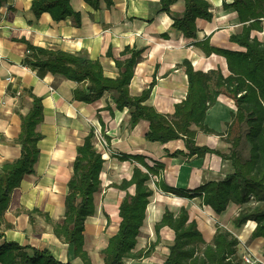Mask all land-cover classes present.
<instances>
[{"label": "crops", "instance_id": "1", "mask_svg": "<svg viewBox=\"0 0 264 264\" xmlns=\"http://www.w3.org/2000/svg\"><path fill=\"white\" fill-rule=\"evenodd\" d=\"M32 1L2 0L0 6V52L3 56L0 63V166L4 161L14 160L21 154L17 137L21 130L22 115L29 113L33 107L31 93L41 97L44 114L36 128L41 135L39 158L34 165V172L25 175L21 184L10 193L9 206L0 217V243L16 241L21 245L47 248L63 263L83 264L75 256L73 246L56 235L54 225L61 223L64 218L68 181L73 174L77 148L83 144L91 126H98L109 138L108 150L101 151L105 159L101 172L102 184L94 194L96 212L85 220L84 248L93 264H104L102 249L118 230L119 204L125 195L124 190L111 184L129 179L134 166H141L136 161L120 160L114 154H144L150 164L154 160L161 161L164 169L159 175H154L155 182L162 181L170 186L188 189H194L209 180L224 178L232 171V164L213 153L203 157L190 155L182 138L166 143L147 140L145 134L149 129V121L141 119L131 126L129 108L117 109L111 91H106L91 103L74 99L73 90L79 82L43 68L24 65L28 54L27 42L71 53L86 52L91 59L98 60L105 75L112 78L119 76L123 70L116 61L130 56V53L123 54L127 46L142 49L141 58L134 67L130 93L140 95L155 79L156 83L146 103L160 112L171 114L175 104L187 96L188 76L183 65L185 59L191 61L195 70L207 72L219 69L224 76L230 73L224 55L215 52L207 55L195 42L209 37L210 43L216 47L245 51V47L230 40L231 34L242 31L243 23L234 8L223 5L224 1L230 3L232 0H208L212 18L196 19L195 38L185 36L173 25V18L183 15L185 0H176L169 10L162 9L161 0H112L111 6L101 0L98 9L85 0H71L72 8L81 14L80 24L76 23L73 16L56 21L47 11L36 17L31 9ZM251 35L264 41V24L262 30H253ZM235 111L234 100L220 95L207 110L205 122L211 128L224 132L227 122L232 119L231 113ZM210 117L212 122L209 121ZM193 128L198 127L193 125ZM196 142L228 152L224 146L227 143L216 134L204 135L198 130ZM176 150H182L183 153L176 156L168 154ZM151 182L149 184L152 187ZM152 188L154 193L150 197L140 235L147 236L150 243L157 239L155 224L162 218L166 208L177 213L181 207H185L189 212V220L197 221L204 236H209L208 240L213 238L217 222H223L227 228L234 225L229 221L231 211L236 206L234 203L218 214L210 206L204 205L199 196H179L163 191L156 183L155 188ZM129 191L133 193L134 186ZM110 209L119 219L116 229L109 236H95L96 228L93 226V236H88V230L92 234L91 225L95 218L104 217V223L109 225L113 217ZM235 214H238L237 211ZM255 227L256 222L249 220L238 228V236L247 241L253 252L263 256L264 239L252 237ZM160 236L162 243L168 244L160 262L152 260L161 249L157 245L150 256L125 258L124 264H162L175 233L170 227L164 226ZM165 236L170 237L171 241L167 242ZM102 240L104 242L99 244ZM145 247L138 238L135 250Z\"/></svg>", "mask_w": 264, "mask_h": 264}, {"label": "trees", "instance_id": "2", "mask_svg": "<svg viewBox=\"0 0 264 264\" xmlns=\"http://www.w3.org/2000/svg\"><path fill=\"white\" fill-rule=\"evenodd\" d=\"M71 0H33L31 9L36 17L49 12L54 20L59 21L73 16L80 24L81 14L75 11ZM93 8L100 7L101 0H85ZM108 6L112 0H105ZM176 0H161L162 9L169 10ZM2 0H0L1 6ZM224 7H232L243 23L242 31L231 34L230 40L245 47V51L229 50L216 47L206 37L196 41L207 55L219 53L227 58L229 75L224 76L219 69L210 71L195 70L189 59L183 65L188 76V92L185 99L175 104L173 113H163L146 103L156 83L151 81L148 88L140 95L130 93V82L134 67L141 58L142 49L127 46L123 54L130 53L116 64L122 72L116 78L105 75L98 60L91 59L86 52H66L49 49L27 42L28 54L24 65L39 67L59 74L67 79L79 82L73 90L74 99L91 103L106 91L112 92V99L117 109L128 107L130 125H136L141 119L149 121L145 134L147 140L166 143L175 139H184L190 155L203 157L207 153L217 154L223 160H229L232 171L219 180H209L194 189L170 186L156 181L158 188L183 197L199 196L204 205L210 206L216 213L224 212L230 203L241 206L234 219V224L241 227L249 220L256 222L252 237L264 239V41L252 36L253 30L263 29L264 0L224 1ZM211 19V4L208 0H185L183 15L173 18V25L185 36L197 35L196 19ZM33 99L32 110L21 117V130L17 142L21 154L14 160L4 161L0 166V217L10 203L11 191L19 186L25 175L34 172V165L39 158V140L41 135L36 130L43 120L41 97L30 94ZM220 95L234 100L236 111L231 113L227 130L217 131L205 122L207 110L212 107ZM110 107V106H109ZM112 108L110 107V110ZM196 125L198 128H193ZM238 131L231 138L234 127ZM101 129V128H100ZM96 126H91L82 145L77 148L73 162V174L68 181L65 198L64 218L54 225V232L62 241L73 246L75 256L83 264H93L84 248L85 220L96 212L94 194L101 188V172L104 165L103 153L95 143ZM216 134L226 143L231 144L230 152L212 149L196 142L197 131ZM102 132V130H101ZM103 133V132H102ZM104 135V134H103ZM106 135V134H105ZM104 135V137H105ZM106 140L109 139L107 138ZM183 153L176 150L168 154L176 156ZM120 160L136 161L132 175L121 183H113L125 195L119 204V225L105 248L102 249L104 264H124L125 258H143L150 256L160 243V230L170 227L174 240L168 246L169 253L162 264H239V239L228 228L218 225L211 240L206 239L195 219L189 220V212L181 207L179 212L166 208L162 218L155 224L157 239L143 249H136L141 227L147 215V207L154 189L149 181L152 175H159L164 163L146 161L144 154L116 153ZM134 186V192L129 189ZM2 233H0V236ZM264 257V253H263ZM0 264H72L59 261L47 249L21 245L16 241L0 243Z\"/></svg>", "mask_w": 264, "mask_h": 264}, {"label": "rangeland", "instance_id": "3", "mask_svg": "<svg viewBox=\"0 0 264 264\" xmlns=\"http://www.w3.org/2000/svg\"><path fill=\"white\" fill-rule=\"evenodd\" d=\"M209 121L210 122H212V118L210 117L209 118ZM214 124H216V121H214ZM98 127V126H97ZM236 131H238V126H236V127H234V129H233V131H232V133H231V135H230V137L232 138L234 135H235V133H236ZM200 132H202V134H204V135H207V133H204L203 131H200ZM95 143H96V147L98 148V150H100V151H107L108 150V144L106 145V144H104V145H102L100 142H99V140H97L96 138H95ZM225 147H226V150L228 151V152H230V146H231V144H229V143H227V144H225L224 145ZM232 169H233V167H232ZM151 185H152V187H154L155 188V186H154V184L151 182ZM99 202H100V199H99ZM234 209H233V211H237V213H239V211H240V209H241V206H239V205H236V206H234L233 207ZM233 211H231V214H230V217H229V221H232L233 222V224H234V219L236 218V214H235V212H233ZM110 212H111V214L113 215V217L110 219V222H109V225H107V224H105L104 222H105V219H104V217H103V219H98V218H95L93 221H92V234L90 233V231L88 230L87 232H89L88 233V236H93V226H94V228H96V235L95 236H109L115 229H116V227H117V222H118V217H116V216H114L115 214H114V212H113V210L112 209H110ZM202 214L203 215H207L205 212H202ZM102 220V221H101ZM225 222V221H224ZM225 224H227V223H225ZM216 225L218 226V225H221V226H224V227H226L224 224H223V222L222 223H219V222H217L216 223ZM229 228V230L230 231H232L233 233H234V235L235 234H239V230H238V228H240V227H237L235 224L234 225H230V226H228ZM227 228V227H226ZM140 235H142V233L140 234ZM155 237V236H154ZM139 238H140V240H142V242H143V245H146V247L147 246H149V244H150V242H149V239H146L147 238V236H139ZM167 238V239H166ZM165 239H166V241L168 242V241H171V239H170V237H168V236H165ZM206 239H209V236H207V238ZM104 242V240H102L101 242H99V244H102ZM168 244L165 242L164 243V241H163V243H162V239H161V242L158 244V246L161 248V249H159V252L157 253V256L156 257H154L152 260H155V262L156 261H158V262H160L163 258H164V256H165V254H164V252L167 250L165 247L167 246Z\"/></svg>", "mask_w": 264, "mask_h": 264}, {"label": "built area", "instance_id": "4", "mask_svg": "<svg viewBox=\"0 0 264 264\" xmlns=\"http://www.w3.org/2000/svg\"><path fill=\"white\" fill-rule=\"evenodd\" d=\"M263 24H264V18H263ZM3 61V56L0 52V63ZM10 79V77H8V80ZM96 139L99 140V142L104 145V144H108L106 138L104 137L103 133L101 132V129L98 128L96 126ZM152 183L155 186V180H154V176L152 175ZM238 239H239V250L241 251L240 257H241V261L239 264H264V257L261 255H258L257 253L253 252L247 241H244L241 239L240 236H238V234H235Z\"/></svg>", "mask_w": 264, "mask_h": 264}]
</instances>
